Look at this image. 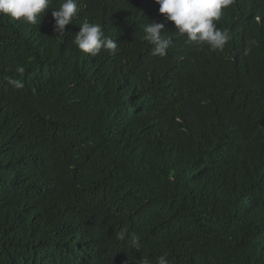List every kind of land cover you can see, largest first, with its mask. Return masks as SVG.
Listing matches in <instances>:
<instances>
[{
    "label": "trees",
    "instance_id": "1",
    "mask_svg": "<svg viewBox=\"0 0 264 264\" xmlns=\"http://www.w3.org/2000/svg\"><path fill=\"white\" fill-rule=\"evenodd\" d=\"M60 3L0 17V264H264V0L222 10V51L154 0H78L57 37ZM86 21L115 55L77 49Z\"/></svg>",
    "mask_w": 264,
    "mask_h": 264
},
{
    "label": "clouds",
    "instance_id": "2",
    "mask_svg": "<svg viewBox=\"0 0 264 264\" xmlns=\"http://www.w3.org/2000/svg\"><path fill=\"white\" fill-rule=\"evenodd\" d=\"M52 0H0V17H9L13 21H22L30 25H38L43 13L49 8ZM159 5L158 12L165 21L172 22L175 31L185 38L188 44L200 47L207 45L210 51H222L231 39L225 30L217 28L216 22L222 16V10L234 3V0H154ZM78 0H62L58 8L51 11L54 21L53 32L57 37L63 36L66 25L72 22L78 13ZM164 23L150 22L145 26L144 40L153 45L152 54L160 57L167 55L172 41L162 35ZM73 43L77 49L85 54L95 57L101 50L115 55L117 43L105 36L99 23L84 22L79 25V32L75 35ZM23 72V67L17 68ZM16 88H22L20 81H11ZM125 231H120L118 237L124 240ZM131 246L140 247V237L132 235ZM143 264H149L144 260ZM158 264H168L164 255L158 257Z\"/></svg>",
    "mask_w": 264,
    "mask_h": 264
}]
</instances>
